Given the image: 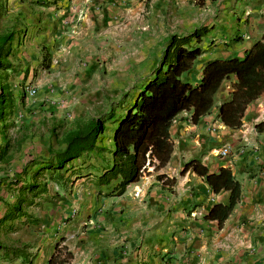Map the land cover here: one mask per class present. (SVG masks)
Listing matches in <instances>:
<instances>
[{
    "label": "crops",
    "instance_id": "0c3cea01",
    "mask_svg": "<svg viewBox=\"0 0 264 264\" xmlns=\"http://www.w3.org/2000/svg\"><path fill=\"white\" fill-rule=\"evenodd\" d=\"M109 1L85 3L74 0V10L83 14L82 22L79 28H74L73 36L59 37L65 27L70 28L68 17L74 12L67 0H59L46 8V21L38 23L30 29L28 37H24L28 39L25 40L28 46L49 49L47 68H40L34 79L36 86L45 92L38 101V109L45 118L59 119L66 110L74 120L79 118L82 109L88 105V94L101 89L98 76L94 74V64L97 60L99 63L106 61L107 53L115 51L116 42L128 35L130 22H138L139 13L113 11ZM159 1L148 0V4L156 6ZM165 1L172 3V0ZM202 2L209 13L206 15L217 20L201 42L205 52L194 61L196 81L203 62L213 58L240 57L251 45L245 41L258 40L264 30V0ZM187 9L190 10V6ZM165 38L166 35L162 34L157 41H146V48L155 46L156 42L162 44ZM161 46L154 47L159 51L157 60ZM61 64L66 66V71L61 69ZM118 64L122 65L121 62ZM58 67L69 79L60 76ZM92 71L93 74L89 75ZM232 81L233 78H229L222 83L210 113L196 124L189 121L187 112L180 113L172 123L169 130L172 154L166 166L157 173L173 179L172 186L157 181L156 173L150 171L138 182L126 186L122 195L104 197L97 195V189L92 185L102 164L92 168L94 171L89 168L82 173L91 182V197L85 205L80 200L78 204L75 196L71 204L70 201L57 202L51 216L52 225H48H55L60 233L52 251L61 241L60 245L71 254L67 264H264V131L248 135L247 143L242 140L243 128L264 119L260 109L264 104V92L247 106L241 126L228 129L217 120L216 114L220 100L229 95ZM22 97L24 95L19 90L15 99L21 100ZM110 127L103 134L108 141L106 149L111 147ZM52 140L50 137L49 142H43L47 154L63 147L58 141L53 150ZM222 146L228 147V154L216 156ZM25 152L27 150L23 154ZM91 156L101 158L99 153L82 155L65 166L71 167L67 173L81 171V166L88 165ZM190 159H198L210 173L219 168L229 169L240 185L237 204L219 226L216 220L205 219V216L213 205L226 203L227 193L213 194L201 177L189 171L180 173L183 164ZM41 160L45 159L36 161ZM32 167L35 166L32 164ZM60 190L57 189L58 195ZM67 209L74 211L70 218H66ZM4 210L1 209L0 218ZM52 251L45 261L34 255L31 264H45Z\"/></svg>",
    "mask_w": 264,
    "mask_h": 264
},
{
    "label": "trees",
    "instance_id": "16d2710c",
    "mask_svg": "<svg viewBox=\"0 0 264 264\" xmlns=\"http://www.w3.org/2000/svg\"><path fill=\"white\" fill-rule=\"evenodd\" d=\"M208 32L206 27H198L184 34L167 36L161 44L156 64L141 79L132 95L122 94L118 101L109 104L107 112L84 121L75 120L61 136L62 149L48 151V159L34 161L36 169L29 175L31 183L18 187L14 202L9 204L0 199L5 209L0 226L8 228L7 222L26 216L22 206L24 203L30 205L31 201H27L24 194L36 197L45 191L44 186L39 188L36 185L43 173L59 183L61 175L53 174L88 153H99L101 159L102 153L107 154L92 182L97 195H122L126 186L138 182L149 173L148 169L156 173L157 181L172 186L173 179L157 174L172 154L169 135L172 123L182 112L189 113L192 124L209 114L222 83L229 78H233L230 92L227 98L220 100L216 118L224 127L238 129L247 106L264 92V30L260 38L243 51L241 58H213L203 62L199 79L192 85L182 76L193 72L194 61L205 52L201 42ZM13 38L12 31L0 33V70L4 72L11 69L9 57L14 52ZM16 101L14 92L0 82V139L5 140L0 144V162L5 165L12 156L9 150L18 149L23 140L11 145L4 133L12 124L6 122L14 114ZM106 123L111 125L110 149L97 145L107 129ZM254 129L263 132L264 120L254 124ZM186 171L201 177L213 194L227 193L226 203L213 205L205 216V219L216 220L219 226L240 198L239 183L229 169L219 168L210 173L198 159L184 163L180 173ZM60 242L54 245L45 264H67L70 261V252ZM28 249L29 245L20 248L0 246L5 261L18 260L20 264L32 263L34 254Z\"/></svg>",
    "mask_w": 264,
    "mask_h": 264
},
{
    "label": "rangeland",
    "instance_id": "374dc122",
    "mask_svg": "<svg viewBox=\"0 0 264 264\" xmlns=\"http://www.w3.org/2000/svg\"><path fill=\"white\" fill-rule=\"evenodd\" d=\"M58 1L0 0V33L12 31L14 34L12 43L14 52L9 57L11 69L5 72L0 70V82L3 85H7L14 94L19 92L20 87L24 84L31 85L36 90L33 97L24 95L21 100L15 102L14 114L6 122L12 123L10 128L4 130L6 139L11 145L21 141L23 138L18 149L14 150V148H11L9 150L12 155L9 163L5 165L0 162V199L6 203L14 200L18 187L24 183H31L30 173L28 172L36 169V167H32L34 161L49 157L45 152L46 148L43 142L46 140L49 142L50 137H52L53 150H55L56 142L59 141L66 130L73 126L75 121L71 117L69 110L63 112L59 119L45 118L41 115L38 109L40 104L38 101L45 92L36 86L34 79L38 76L40 68H44L48 64L50 60L49 49L28 46L27 41L25 42L28 39L24 38L26 35L28 37L30 29L35 28L38 23L46 21L48 13L46 8ZM83 1L86 3L90 0ZM109 2H111L113 11L130 10L131 12L139 13L138 22H130L128 35L116 42V45H114L116 46L114 47L115 51L112 54L107 53L106 61L102 60L99 63V60H97L94 64V74L98 76V87L101 89L96 93L90 92L88 94V105L82 109L83 112L80 111L82 113L77 120L84 121L100 113L107 112L109 104L118 101L122 94L132 95L134 93L135 87L140 84L141 79L148 74L157 62L159 51L154 47L161 45V43L156 42L154 43L155 46L146 48V41L147 43L149 41H157L159 40L158 36L162 34L167 37L171 34L190 32L198 27H206L211 31L215 27L217 20L212 15H206L209 13L206 12L207 8H203L204 4L200 0H172V3L161 0L156 6L149 5L148 0H110ZM67 3L72 7L71 11H74L68 17L71 22L70 28L72 29L65 27L59 37L73 36L74 28H79L83 18L81 12L74 10L76 6L74 0H67ZM184 5L187 7H183ZM189 6L190 10L187 9ZM146 10H148L149 14H146ZM38 31H40V28H38ZM36 34L39 33L37 32ZM126 36H128L127 39H125ZM51 38L53 37L51 36ZM255 41L250 39V41H245V43L253 44ZM55 43L60 44L58 42ZM241 57L242 55L237 58ZM119 62L122 65L118 64ZM60 66L61 69L66 71L65 65L61 64ZM61 69L58 67L60 76L69 79L64 76L65 72H62ZM75 69L77 67H74ZM91 74H93V71L89 75ZM66 75L72 76L71 73H66ZM194 75L195 72H192L190 78L186 74L182 77L194 85L197 82L194 79ZM91 89H93L92 86ZM109 125V123H106L105 127L108 128ZM4 141V139H0V144ZM97 144H100L98 147L105 148L108 145V141L103 136ZM24 150H27V152L23 154ZM25 154H28V156L26 155L24 158ZM105 154L102 153L103 159L91 156L88 160L89 167L88 165L81 166V171L78 169L67 173L68 169L65 167V171L55 172L53 175H56V173L61 175L58 179L60 184L55 182L54 178L51 179L46 173H43L37 179L36 185L39 188L44 186L45 191L36 197L24 194L27 201H31L30 205L24 203L22 206V211L28 216H22L20 219L7 222L5 225H9L7 226L8 228L0 226V246L20 248L23 245H29L28 251L38 256L41 261H45L47 255L52 251L54 241L60 235L55 225L52 227L48 226L52 225L50 222H53L51 216L54 207L61 200L70 201V204L73 203V196H75V200H78V204L79 200L81 204L85 205L88 203L91 197V182L88 178H84L85 176L82 173L89 168L94 171L92 168H98L101 164H104ZM150 171L151 169H148V172ZM76 175L79 176L76 177ZM59 188L61 190L58 195L57 189ZM72 190L74 193L71 194ZM0 205H2L0 206L1 211L4 205L2 203ZM66 215V218H70L74 214H72V210L67 209ZM75 215L77 214L75 213ZM0 264H20V262L18 260L5 261L0 251Z\"/></svg>",
    "mask_w": 264,
    "mask_h": 264
},
{
    "label": "built area",
    "instance_id": "2783aa9c",
    "mask_svg": "<svg viewBox=\"0 0 264 264\" xmlns=\"http://www.w3.org/2000/svg\"><path fill=\"white\" fill-rule=\"evenodd\" d=\"M20 92L27 96V97H33L36 93V90L29 86L28 84H24L20 87ZM260 109H261V114L262 116L264 117V104H261L260 105ZM264 119H262L263 121ZM256 132V130L254 129V125H250L248 127H245L243 128V136H242V140L243 142L247 143V137L248 135H254ZM228 154V147L227 146H222V148L218 149L216 151V156H219V157H223V156H226ZM135 195H137V193L135 192L134 193ZM72 214H74V211H72Z\"/></svg>",
    "mask_w": 264,
    "mask_h": 264
}]
</instances>
